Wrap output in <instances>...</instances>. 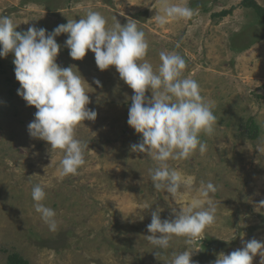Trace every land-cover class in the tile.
<instances>
[{"label": "rangeland", "instance_id": "obj_1", "mask_svg": "<svg viewBox=\"0 0 264 264\" xmlns=\"http://www.w3.org/2000/svg\"><path fill=\"white\" fill-rule=\"evenodd\" d=\"M256 1L264 7V0ZM144 3L0 0V15L10 17L20 32L31 25L51 31L68 19L78 21L89 9L101 13L108 27L114 17L122 25L135 19L149 43L144 59L154 70L161 63V51L185 59L183 76L198 82L205 100L215 101L217 119L212 135L200 134L207 143L203 156L197 149L187 160L168 163L194 177L192 189L180 190L185 206L201 181L217 186L210 194L217 206L216 222L191 246L197 250L193 260L210 264L220 252L242 247V239L264 240V153L256 150L264 146V17L241 0H189L195 11L190 20L160 28L151 19L156 9ZM152 3L159 6V0ZM67 35L56 37L62 45L57 63L72 65L84 77L88 107L98 112L94 122L85 120L76 129V138L89 145L86 164L76 175L61 179L57 168L62 150H51L45 141L30 137L27 125L37 109L17 94L14 53L0 58V264H7L12 252L29 264H164L189 246L185 238L174 237L158 260L146 239L157 205L164 209L162 219L169 216L170 206H178L167 192L154 189L150 169L156 163L130 151L142 137L127 124L133 90L114 66L98 70L91 50L82 60L70 58L63 46ZM36 184L46 186L43 203L56 211V232L35 212L31 192ZM259 261L257 255L253 264Z\"/></svg>", "mask_w": 264, "mask_h": 264}, {"label": "clouds", "instance_id": "obj_2", "mask_svg": "<svg viewBox=\"0 0 264 264\" xmlns=\"http://www.w3.org/2000/svg\"><path fill=\"white\" fill-rule=\"evenodd\" d=\"M144 6L156 9L151 19L160 28L190 20L195 15L189 0H159V6L145 0ZM114 20L108 27L101 13L89 9L78 21L68 19L51 31L31 25L20 32L10 17L0 15V58L14 53V73L20 84L17 94L28 106L37 109L27 125L28 133L31 138L45 141L51 150H62L63 158L57 168L61 179L78 174V169L86 164L85 150L89 145L77 139L75 133L81 122H94L98 112L88 107L91 99L84 77L75 73L72 65L61 67L57 63L62 45L56 37L68 34L63 46L68 48L73 60H82L91 50L98 70L115 67L120 80L133 90L127 124L142 134L138 143L130 145V151L143 153L156 163V167L150 169L154 189L167 192L178 206H170L169 216L162 219L164 209L157 205L146 226L150 233L146 239L154 246V255L160 260L173 238L183 237L189 248L173 253L170 261L163 260L164 264H199L192 259L197 250L191 246L216 222L217 206L210 194L218 189L211 181H201L196 195L185 206L180 190L182 187L192 189L194 177L170 167L168 162L187 160L197 149L202 156L207 152V143L200 140V134L214 132L215 101L205 100L198 82L183 76L186 61L179 53L161 51V63L154 70L144 59L149 43L135 19L123 25L116 17ZM179 46L177 43L176 47ZM94 83L102 87L96 78ZM147 92L151 95H146ZM256 150L264 153V146L258 145ZM45 187L33 186L34 209L49 230L56 232V211L43 203ZM260 205L264 206V201ZM143 219L140 216V220ZM241 243L242 247L229 254L220 252L210 264H253L257 255L259 264H264V240L242 239Z\"/></svg>", "mask_w": 264, "mask_h": 264}, {"label": "trees", "instance_id": "obj_3", "mask_svg": "<svg viewBox=\"0 0 264 264\" xmlns=\"http://www.w3.org/2000/svg\"><path fill=\"white\" fill-rule=\"evenodd\" d=\"M241 3L243 6L252 7L260 16L264 17V7L256 0H241ZM7 264H29V262L18 253L12 252L7 256Z\"/></svg>", "mask_w": 264, "mask_h": 264}]
</instances>
